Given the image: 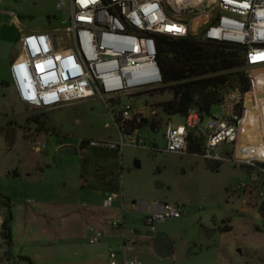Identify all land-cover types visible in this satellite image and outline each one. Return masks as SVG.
<instances>
[{
  "label": "rangeland",
  "instance_id": "1",
  "mask_svg": "<svg viewBox=\"0 0 264 264\" xmlns=\"http://www.w3.org/2000/svg\"><path fill=\"white\" fill-rule=\"evenodd\" d=\"M69 7L70 0H65V10L58 9V0L0 3V58L6 59L0 70V264H29L19 261L27 256L37 264H58L69 250H96L99 245L88 241L90 232L101 231V223L112 226L123 215L127 230H135L132 236H148L152 243L168 237L178 264H263L262 200L258 193L264 191V179L230 159L211 171L202 155L166 152L168 127L186 124L184 116L167 117L160 112L159 105L170 100L171 93L156 91L130 98L138 107L154 109L156 117L150 122L156 120L159 127L153 131L150 125H144L146 147L128 146L122 155L103 147L81 146L83 141L121 142L118 129L99 99L74 101L53 110L33 109L29 114L31 108L18 102L13 87L4 83L11 82L7 62L13 59L17 42L26 32H46L59 26L68 18ZM196 32L200 35L202 29ZM245 71L259 80V91L255 101V96H248V121L237 146L254 145L251 147L260 150L264 134L257 108L259 92L263 95L264 91V67ZM262 105L264 110V101ZM44 113L47 118L40 130L37 121L28 117ZM212 114H219L218 105ZM211 118L205 116L204 125ZM125 139L129 143L133 137ZM39 144L45 145L42 153L34 150ZM62 144L71 145L77 153L64 154L58 162ZM152 144L160 151L151 150ZM226 151L233 152V147L224 146L218 153L231 157ZM158 183L163 187L156 188ZM244 184L249 188H239ZM107 192L123 193V205L117 200L113 207L105 208L102 196ZM143 201L148 209L156 202L173 203L185 209L187 216L162 221L152 233L145 226L147 213L140 209ZM86 209L103 221L93 220V212L88 214ZM8 212L12 218L9 244L2 234ZM227 226L229 231H221ZM204 227L218 232L207 239ZM150 252L154 264L170 260Z\"/></svg>",
  "mask_w": 264,
  "mask_h": 264
},
{
  "label": "built area",
  "instance_id": "2",
  "mask_svg": "<svg viewBox=\"0 0 264 264\" xmlns=\"http://www.w3.org/2000/svg\"><path fill=\"white\" fill-rule=\"evenodd\" d=\"M58 9L65 10V0H58ZM66 12L68 18L51 31L23 35L20 55L9 71L20 101L35 109L49 110L92 98L102 101L120 131L121 142H91L95 148L122 154L129 145L125 136L133 137L131 145L146 147L138 124L156 117V111L138 107L130 98L163 85L157 60L159 35L187 37L198 35L196 29H202L200 35L205 40L243 47L245 69L264 67V0H70ZM250 79V92L238 86L224 93L219 114L207 125L199 111L192 109L184 126L168 127L165 151L186 155L193 137L203 143L202 156L206 161L230 159L239 166H260L259 171L264 174V146L260 150L251 147L254 145L237 146L248 121V96H255V101L259 91V80ZM260 93L257 109L264 134V93ZM224 146L234 148L231 157L218 153ZM150 149L160 151L156 145ZM34 150L42 153L44 145L39 144ZM258 196L263 202L264 191H259ZM116 200L123 204V194L110 193L104 206L110 208ZM186 216L187 211L173 203L157 202L145 218V226L154 233L158 223ZM111 225L122 231L125 240L135 232L127 230L124 215ZM103 237L102 232H94L89 243L98 244ZM110 264L142 263L127 260L126 253L120 263L116 251L110 248Z\"/></svg>",
  "mask_w": 264,
  "mask_h": 264
},
{
  "label": "trees",
  "instance_id": "3",
  "mask_svg": "<svg viewBox=\"0 0 264 264\" xmlns=\"http://www.w3.org/2000/svg\"><path fill=\"white\" fill-rule=\"evenodd\" d=\"M158 64L163 76V85L154 91L171 93L172 98L159 105L165 116L181 115L186 117L190 110L196 109L204 118L214 117L212 109L219 105L223 95L229 89L241 87L243 91L252 90V81L245 71V49L228 43L203 39L202 35L190 34L187 37L167 35L157 36ZM47 114L32 117L44 129ZM143 128V124H138ZM153 131L158 129L156 120L149 124ZM169 125V124H167ZM189 154L202 155L203 143L193 137L189 139ZM244 167V166H243ZM260 166L247 167L250 174H257ZM264 218V201L259 206ZM11 213L5 217L2 225L3 237L9 244L12 239ZM225 227L221 231H229Z\"/></svg>",
  "mask_w": 264,
  "mask_h": 264
},
{
  "label": "crops",
  "instance_id": "4",
  "mask_svg": "<svg viewBox=\"0 0 264 264\" xmlns=\"http://www.w3.org/2000/svg\"><path fill=\"white\" fill-rule=\"evenodd\" d=\"M12 15H13L14 18H16L15 14H12ZM23 32H26V31H23ZM24 34H28V33L26 32ZM17 44H18V42H17ZM7 63H8L9 66L11 64H13L11 62V60H8ZM5 65H6V59L3 58V57L0 58V70ZM0 76H1V73H0ZM10 81L11 82L4 81V83L6 82L10 86H12L14 91H15V88H14V85H13V82H12V79H11V75H10ZM15 93H16V91H15ZM263 93H264V91H263ZM16 96H17V94H16ZM17 99H18V102L21 103L22 105L31 108L28 111V114L33 109H35V108H32L31 106H28V105L24 104L23 102H21L20 99L18 98V96H17ZM58 108H61V107H58ZM58 108H54V109H58ZM49 110H51V109H49ZM28 120H30V117H28ZM148 121H149V124H150V120H148ZM140 129H141V132H142V128H140ZM119 134H120V131H119ZM125 137H124V141L126 142ZM120 139H121V134H120ZM87 142H89V141H87ZM111 142H114V141H111ZM90 144H91V142H89L88 146H91ZM152 145L155 146L156 144H152ZM63 146H71V145L62 144V145H60V148L63 147ZM128 146H132L133 147L134 145H131V142H129ZM128 146H126V147H128ZM86 147H83V148H86ZM44 149H45V145H44ZM154 151H157V150H154ZM231 153H233V152H231ZM231 153L227 152L226 154L230 155ZM187 154H189V153H187ZM195 155H198V154H195ZM221 163H223V162H221ZM81 180L84 183L85 178L83 177L82 174H81ZM109 194H110V192L104 193V195L102 196V199L104 200L106 198V196H108ZM121 194H123V193H121ZM119 201H121V200H119ZM113 204H112L111 207H113ZM103 206H104V203H103ZM140 209L143 210L144 212H146L147 215H149L150 213H152V211L154 209V205L152 206L151 209H148V203L143 201L142 203H140ZM85 212H87L88 214H91L93 212V214H94L93 217H92L93 220L98 221L99 223L103 221L102 217L99 216V215H96L93 210L86 209ZM100 227L102 228V229H99L101 231H97V232H103L104 237L102 238V240L98 244H92V245H99L96 250H92V251H89V252L88 251H83V250H77V249L75 251L69 250L63 256V258L65 257V259H63V261L59 262L58 264H110V248H113L116 251V253L118 255V260H119L120 263L124 262V254L126 253L127 260H129V261L138 260L142 264H154V262L152 261V258H151V252L150 251L151 250L154 251V244H155L156 241L154 243H152L151 240L148 238V236H145V235L132 236L133 234H128L127 238L125 240L124 236H123V233H122V231L120 229L114 228L113 226H107V224H102V223H101ZM93 233H94L93 231H92V233L90 232V235L88 237V241H89V239H90V237H91V235ZM157 234L160 235V233H157ZM125 248H126V252H125ZM174 256L175 255H173V257H171V258H167V259H170V260H168V262H164V264H178L175 261ZM22 260H26L29 264H37V262L34 261V259L32 257H30V256L19 258V261H22Z\"/></svg>",
  "mask_w": 264,
  "mask_h": 264
},
{
  "label": "water",
  "instance_id": "5",
  "mask_svg": "<svg viewBox=\"0 0 264 264\" xmlns=\"http://www.w3.org/2000/svg\"><path fill=\"white\" fill-rule=\"evenodd\" d=\"M21 46H22V42L19 41L17 46H16V50H15V54L13 59L11 60L12 63H14L17 58L20 55L21 52ZM143 125H148L149 121L147 119H144L142 121ZM89 145V142L87 141H83L81 146L82 147H86ZM77 153V149L72 147V146H63L59 149V159L58 162H61V158L64 154H76ZM223 163L215 161V160H211L207 162V167L211 170V171H216L218 170ZM163 185L162 184H157L156 188H162ZM136 202H134L135 204ZM218 232V230L216 229H209L204 227L203 228V234L207 239H211L216 233ZM154 251L155 253L162 259H167V258H171L174 255V248L172 246L171 240L168 237H160L156 240L155 244H154Z\"/></svg>",
  "mask_w": 264,
  "mask_h": 264
}]
</instances>
